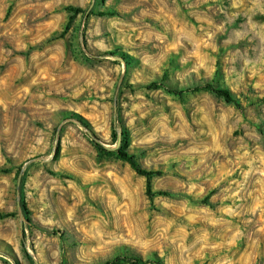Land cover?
Returning a JSON list of instances; mask_svg holds the SVG:
<instances>
[{
  "label": "rangeland",
  "instance_id": "1",
  "mask_svg": "<svg viewBox=\"0 0 264 264\" xmlns=\"http://www.w3.org/2000/svg\"><path fill=\"white\" fill-rule=\"evenodd\" d=\"M131 255L264 264V0H0V264Z\"/></svg>",
  "mask_w": 264,
  "mask_h": 264
},
{
  "label": "trees",
  "instance_id": "2",
  "mask_svg": "<svg viewBox=\"0 0 264 264\" xmlns=\"http://www.w3.org/2000/svg\"><path fill=\"white\" fill-rule=\"evenodd\" d=\"M70 11H74L75 13H84L86 15L87 18H89L93 12L91 10H82L80 8H67ZM154 86H156V84H154ZM208 88L214 93L216 94L218 97L222 98L226 103H232L234 104L236 107L238 108H242V104L240 103L239 100H237L229 90L222 88V87H218V86H214V85H209ZM171 93H175L177 95H181L182 92L179 90H171ZM91 138L94 140L95 145L99 148L100 151L104 152V153H108L110 152V150L108 148H105L103 145H101L98 141L96 136L94 135V133L90 134ZM113 136L115 138H118V134H117V130L115 129V131L113 132ZM57 152L60 151V146L57 145L56 148ZM123 157L125 158V160H127V162L131 165V167L138 173L141 174L143 176H146L148 179V188L150 189L151 186V177L154 175L153 172H147L146 170L142 169L141 166L138 164V162L136 161L134 156L128 155V154H123ZM150 191V190H149ZM21 208L23 209V212H25L28 215V209H27V205L25 202L21 203ZM118 262H126L128 264H148L151 263V261H144L142 258L140 257H136V256H122L119 257L117 259H115L114 261L108 263V264H115ZM155 264H163L159 261L157 262H153Z\"/></svg>",
  "mask_w": 264,
  "mask_h": 264
},
{
  "label": "water",
  "instance_id": "3",
  "mask_svg": "<svg viewBox=\"0 0 264 264\" xmlns=\"http://www.w3.org/2000/svg\"><path fill=\"white\" fill-rule=\"evenodd\" d=\"M120 141V140H119Z\"/></svg>",
  "mask_w": 264,
  "mask_h": 264
}]
</instances>
